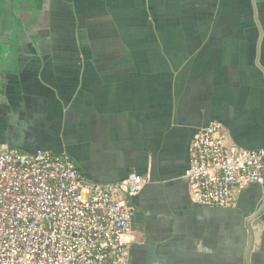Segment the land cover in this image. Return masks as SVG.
<instances>
[{
	"label": "crops",
	"instance_id": "1",
	"mask_svg": "<svg viewBox=\"0 0 264 264\" xmlns=\"http://www.w3.org/2000/svg\"><path fill=\"white\" fill-rule=\"evenodd\" d=\"M264 149V0H0V152L62 154L97 185L141 176L126 264H245L236 207L190 199L192 135ZM264 264V210L250 224Z\"/></svg>",
	"mask_w": 264,
	"mask_h": 264
},
{
	"label": "built area",
	"instance_id": "2",
	"mask_svg": "<svg viewBox=\"0 0 264 264\" xmlns=\"http://www.w3.org/2000/svg\"><path fill=\"white\" fill-rule=\"evenodd\" d=\"M185 172L193 203L236 207L245 188L264 182V149L245 150L225 128L197 130ZM141 176L97 185L68 157L44 150L0 152V264H126L130 199Z\"/></svg>",
	"mask_w": 264,
	"mask_h": 264
},
{
	"label": "water",
	"instance_id": "3",
	"mask_svg": "<svg viewBox=\"0 0 264 264\" xmlns=\"http://www.w3.org/2000/svg\"><path fill=\"white\" fill-rule=\"evenodd\" d=\"M256 186L261 189L263 198H262V201H261L260 205L256 209V211L252 214V216L246 222V228H247L249 236H248L247 245H246V248L244 250V255H243L245 264H250V252H251V249H252V246H253V242H254V238H253V234H252V230H251L250 224L264 210V182H263V184L261 186H258V185H256Z\"/></svg>",
	"mask_w": 264,
	"mask_h": 264
}]
</instances>
